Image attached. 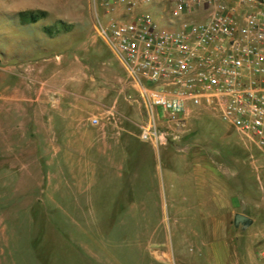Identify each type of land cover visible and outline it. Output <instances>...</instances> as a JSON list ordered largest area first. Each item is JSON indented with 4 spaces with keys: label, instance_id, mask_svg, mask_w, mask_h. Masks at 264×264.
I'll return each mask as SVG.
<instances>
[{
    "label": "rangeland",
    "instance_id": "374dc122",
    "mask_svg": "<svg viewBox=\"0 0 264 264\" xmlns=\"http://www.w3.org/2000/svg\"><path fill=\"white\" fill-rule=\"evenodd\" d=\"M96 15L92 0H0V264H220L225 254L262 264L253 187L264 153L215 114L192 115L158 150L131 137L122 168L85 153L86 119L113 108L118 127L137 135L142 120ZM199 148L218 152L220 193L245 180L253 221L238 237L231 218L227 233L214 232L220 211L193 174ZM91 164L100 168L83 170Z\"/></svg>",
    "mask_w": 264,
    "mask_h": 264
},
{
    "label": "built area",
    "instance_id": "2783aa9c",
    "mask_svg": "<svg viewBox=\"0 0 264 264\" xmlns=\"http://www.w3.org/2000/svg\"><path fill=\"white\" fill-rule=\"evenodd\" d=\"M92 1L96 33L138 96L140 140L158 150L204 109L264 150V0Z\"/></svg>",
    "mask_w": 264,
    "mask_h": 264
},
{
    "label": "crops",
    "instance_id": "0c3cea01",
    "mask_svg": "<svg viewBox=\"0 0 264 264\" xmlns=\"http://www.w3.org/2000/svg\"><path fill=\"white\" fill-rule=\"evenodd\" d=\"M202 111L206 110L203 109ZM127 120H129V118L121 117L120 123L123 124ZM80 135L82 138L83 145H85V153H90V155L97 154L107 157L109 158L110 162L114 161L113 163H115L116 166L120 168H122L123 162H119V157H123V161L125 160L124 158L127 157V148L131 143L130 138L134 136L136 138H139L136 133H133V131L131 130L129 131V129H127L126 127H118V125L116 124V119H114L113 121L101 120L98 125H91L90 120L88 118L86 119L84 127L80 129ZM242 140L245 141L246 144H252L254 147H256L254 143H252L250 140L246 138H243ZM165 147L167 146H164L163 148ZM259 151L264 153V150ZM192 154L194 162L193 174L198 175L200 177L199 180L201 188H209V200L213 201L217 209L220 211H217V214L212 216V219L214 221V232L220 237L227 233V220L231 218L233 224V219L236 214L249 217L252 223L253 218L251 214L245 211V204L250 203L248 199L249 192H245V180L242 179V182H240L242 188L241 192L236 191L235 187H233L231 190H226V192L222 194L218 189L220 184L218 180V152L215 151L212 153L210 149L199 148L196 150L195 153L193 152ZM135 163L136 167L133 171L132 169L130 171L131 179H134V176L136 177V173L138 171L137 160ZM91 168L98 169L100 167L97 168V166L91 164L87 165V167H84L83 170L88 171ZM260 175V178H258L257 180L259 187H256L257 184L255 185V187H253L258 196V207L264 206V173H260ZM249 226L245 228L243 224L240 223L238 224V226L235 227L233 224L232 233L234 236L238 237L240 236V234L245 232L246 229L249 228ZM251 259L253 260L252 257ZM220 264H233V262H230V260L227 259V255L225 254V256L222 257Z\"/></svg>",
    "mask_w": 264,
    "mask_h": 264
},
{
    "label": "water",
    "instance_id": "95a60500",
    "mask_svg": "<svg viewBox=\"0 0 264 264\" xmlns=\"http://www.w3.org/2000/svg\"><path fill=\"white\" fill-rule=\"evenodd\" d=\"M243 224V226L246 228L251 224V219L247 216L236 214L233 219L234 226H238V224Z\"/></svg>",
    "mask_w": 264,
    "mask_h": 264
}]
</instances>
